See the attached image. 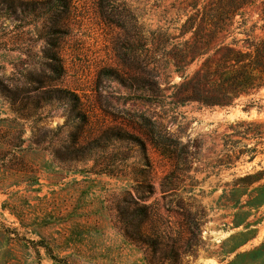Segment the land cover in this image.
Wrapping results in <instances>:
<instances>
[{
    "label": "rangeland",
    "instance_id": "rangeland-1",
    "mask_svg": "<svg viewBox=\"0 0 264 264\" xmlns=\"http://www.w3.org/2000/svg\"><path fill=\"white\" fill-rule=\"evenodd\" d=\"M113 1L107 22L100 0H0V264H59L44 247L66 264H264V204L244 206L264 179L232 193L236 179L264 170V89L227 108L185 104L173 121L166 108L130 100L119 79L134 76L133 39L118 14L128 28L137 17L145 30L174 35L168 22L181 5ZM244 21L236 40L264 35L257 7ZM170 69L164 83H179ZM140 115L166 117L161 130L189 146L169 208L161 184L174 159L152 144ZM236 123L247 135L230 136ZM228 140L255 152L218 166ZM176 204L197 214L193 251ZM139 208L147 219L133 216ZM127 220L159 243L154 254L125 236Z\"/></svg>",
    "mask_w": 264,
    "mask_h": 264
},
{
    "label": "trees",
    "instance_id": "trees-1",
    "mask_svg": "<svg viewBox=\"0 0 264 264\" xmlns=\"http://www.w3.org/2000/svg\"><path fill=\"white\" fill-rule=\"evenodd\" d=\"M175 1L181 8L176 9V20L168 22L173 25L172 29L176 32L174 35L168 34L169 27L145 30L137 17L131 18L132 25L128 28L125 15L118 14L120 20L116 25L127 37L133 39L130 48L133 51L134 76L129 77L125 73L124 77L119 79L120 84L134 91L130 100L155 105L160 109L166 108L164 116L170 113L173 121L174 115H178L177 108L185 104L197 103L207 108H227L234 106L241 97H252L264 89V35L254 38L251 34L245 33V38L241 40L234 37L235 34H240L238 30L246 25L244 10L247 8L257 7L259 20L264 27V0ZM113 3V0L99 2V11L107 22H111L114 16ZM239 42L242 43L240 48ZM198 61L199 68L193 74H187V67L195 62L198 65ZM169 66H171L169 74L179 75V83H164L169 77L166 76ZM256 103L257 101L251 100L248 107H255ZM164 118L166 117L148 118L140 115L138 124L145 130L152 144L163 149L174 159L173 170L164 177L161 184L162 199L165 201L174 196L176 190L174 183L189 168V146L181 145L173 138L172 133L161 130ZM231 130L230 136L247 135L248 131L243 129L240 123H236ZM254 132L255 138L262 134ZM236 144L239 142L230 140L224 144V148L229 149L226 150L225 160L218 161V166L228 167L231 165L230 161L238 160L243 154L255 152L246 145H242V150L237 151ZM263 179L264 170L246 174L233 182L232 193L248 189ZM253 191L257 197L251 196L244 204L250 211L264 204V183L259 184ZM170 199L164 204L168 208L172 202ZM176 208L182 212L188 228L189 236L185 243V251H193L200 236L197 214L183 209L180 204H176ZM133 216L136 219L149 217L142 208L137 209ZM121 224L126 237L146 245L153 254L157 251L159 243L151 241L139 229L130 231L133 226L130 220L122 221ZM152 237L157 238L159 235L153 232ZM44 248L53 260L59 264H66L51 255L48 247ZM171 252L177 257L174 248ZM149 262L157 264L159 260L155 262L154 259H149Z\"/></svg>",
    "mask_w": 264,
    "mask_h": 264
}]
</instances>
